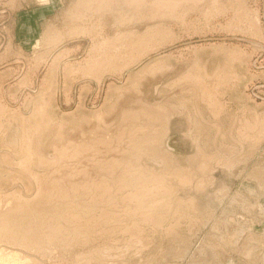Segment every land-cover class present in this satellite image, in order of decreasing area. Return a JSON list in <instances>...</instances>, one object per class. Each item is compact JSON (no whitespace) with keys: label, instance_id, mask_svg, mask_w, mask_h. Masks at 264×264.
I'll list each match as a JSON object with an SVG mask.
<instances>
[{"label":"rangeland","instance_id":"rangeland-1","mask_svg":"<svg viewBox=\"0 0 264 264\" xmlns=\"http://www.w3.org/2000/svg\"><path fill=\"white\" fill-rule=\"evenodd\" d=\"M158 1L0 0V264H264V0Z\"/></svg>","mask_w":264,"mask_h":264},{"label":"bare ground","instance_id":"bare-ground-1","mask_svg":"<svg viewBox=\"0 0 264 264\" xmlns=\"http://www.w3.org/2000/svg\"><path fill=\"white\" fill-rule=\"evenodd\" d=\"M173 1V2H172ZM172 1H170V0H159L158 2H157V5L160 7H164V8H171V6L175 9L176 7H178V6H180V5H178V2H177V0H172ZM177 2V3H176ZM182 3V2H181ZM137 4V3H136ZM184 5V4H183ZM172 8V9H173ZM186 9V8H185ZM168 10V9H167ZM183 10V9H182ZM163 11V13L165 12V9L164 10H162ZM161 11V12H162ZM172 11V10H171ZM167 12V11H166ZM165 12V13H166ZM164 13V14H165ZM172 13H174V12H172ZM170 14V13H169ZM165 27H163V26H161L160 28H158V30L160 31V30H166V29H164ZM107 190V189H106ZM106 193V192H105ZM137 195H135V194H129V196L128 197H134V198H137L136 197ZM131 198V199H132ZM35 229H38V227H36Z\"/></svg>","mask_w":264,"mask_h":264}]
</instances>
